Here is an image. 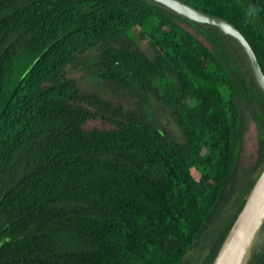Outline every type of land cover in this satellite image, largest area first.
<instances>
[{"label":"trees","instance_id":"1","mask_svg":"<svg viewBox=\"0 0 264 264\" xmlns=\"http://www.w3.org/2000/svg\"><path fill=\"white\" fill-rule=\"evenodd\" d=\"M179 1L264 49V0ZM263 167L264 95L214 27L149 0H0V264H184L193 247L213 264Z\"/></svg>","mask_w":264,"mask_h":264},{"label":"water","instance_id":"2","mask_svg":"<svg viewBox=\"0 0 264 264\" xmlns=\"http://www.w3.org/2000/svg\"><path fill=\"white\" fill-rule=\"evenodd\" d=\"M149 1L157 3L162 7L166 8L167 10H169L170 12L178 16H181L191 22L205 24L214 27L223 35L232 39L239 46L240 52L245 57V61L250 71V75L254 84L259 89V91L264 95V74L260 69L254 51L251 49L250 45L247 43V41L244 39V37L240 34V32L236 28H234L231 24H229L228 22L222 19L212 17L202 12H199L179 0H149ZM263 176H264V167L260 172L259 176L254 181L248 194L246 195L242 208L236 215L213 264H233L232 242L236 236L241 221L248 213L250 207L252 206L253 202L256 199L257 187L260 184ZM253 232L254 230L252 231V233Z\"/></svg>","mask_w":264,"mask_h":264},{"label":"rangeland","instance_id":"3","mask_svg":"<svg viewBox=\"0 0 264 264\" xmlns=\"http://www.w3.org/2000/svg\"><path fill=\"white\" fill-rule=\"evenodd\" d=\"M172 20L178 25H181L179 20L175 18ZM132 25L133 23L128 22L126 24V27H130ZM137 45H138L139 50L144 53V55L150 60V62L153 63L154 66H156L157 68L160 67V65L164 61V56L153 43L147 42L144 44H137ZM255 56H256L258 63H261V66L264 68V60H263L264 49L261 48L259 45L256 46ZM75 70L77 71L78 68H76ZM233 96L235 97L236 100H239V97L236 91L233 93ZM241 110H242L243 120L245 124V129H246V133L244 134V143L247 145V148L244 149V155L241 159L240 168L238 169L235 177L233 178V185H235L238 190H242L243 186L246 183L247 173L252 163V160L250 159V153L253 148L252 146L250 147V145H248L250 142L249 140H251V138L253 137V133H252L253 121L251 118V114L247 106L244 104L241 105ZM238 193L239 192L235 193L232 200L236 198V195ZM225 210L226 211L229 210V205L226 207ZM263 251H264V210L258 220V223L254 229V232L252 233L251 237L249 238V240L247 241L244 247V253L241 259V264H252L254 260ZM203 256H204V251L202 250L197 251L193 247L189 251L186 252L184 256V264H199Z\"/></svg>","mask_w":264,"mask_h":264},{"label":"bare ground","instance_id":"4","mask_svg":"<svg viewBox=\"0 0 264 264\" xmlns=\"http://www.w3.org/2000/svg\"><path fill=\"white\" fill-rule=\"evenodd\" d=\"M264 208V176L257 187L256 199L250 210L241 221L236 236L232 242V261L233 264H241L244 247L258 223V219Z\"/></svg>","mask_w":264,"mask_h":264}]
</instances>
